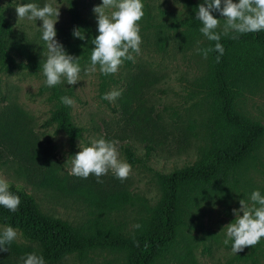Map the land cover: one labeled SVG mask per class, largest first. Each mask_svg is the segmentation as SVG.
Instances as JSON below:
<instances>
[{
  "label": "rangeland",
  "instance_id": "rangeland-1",
  "mask_svg": "<svg viewBox=\"0 0 264 264\" xmlns=\"http://www.w3.org/2000/svg\"><path fill=\"white\" fill-rule=\"evenodd\" d=\"M37 1L41 7L48 2L60 7L54 27L56 39L66 52L73 40L69 2L75 4L80 25H86L93 38L98 35L93 8L102 0ZM142 2L144 16L138 22L142 43L140 54L133 53L135 62L125 60L117 73L105 76L98 70L86 73L91 61H79V81L68 85L64 79L56 85L62 95L74 101L68 106L69 117L82 130L73 142L57 129L56 123L48 122L57 102L45 84L42 66L0 71V178L30 193L45 214L77 226H89L98 209L89 202L38 187L36 183L45 168H52L69 182L90 184L97 190H125L130 196L128 201L99 218L131 232L161 196L156 173L166 174L191 165L209 146L206 124L210 99L204 87L208 56L197 52L207 49V42L189 35L187 28L178 24L204 0ZM19 3L27 0H0V9L12 26L16 59L43 65L46 47L39 30L42 21L19 19L15 11ZM106 11L110 14L112 9ZM212 14L222 28L224 17L219 12ZM162 39L165 41L160 46ZM143 73L145 78L136 86L138 98L127 106V113L120 108V96L115 101L102 98L110 91H123L127 84L132 86ZM234 108L264 128V80L245 88ZM101 137L119 141V157L131 165L127 179L121 181L111 171L100 177L102 183L94 174L87 179L69 174L71 156L80 151L79 143L90 146ZM124 145L130 148L132 160L124 152ZM146 145L153 150L146 153ZM253 190L264 195V135L239 169L234 184L193 196L173 247L154 264H264V238L237 254L232 252L231 240L224 243L222 228L235 219L232 209L240 207V199L251 204ZM3 226L0 224V228ZM12 243L34 247L21 235ZM20 258L9 247L8 252H0V264H23ZM55 264H126V257L123 252L93 248L70 252Z\"/></svg>",
  "mask_w": 264,
  "mask_h": 264
},
{
  "label": "trees",
  "instance_id": "trees-1",
  "mask_svg": "<svg viewBox=\"0 0 264 264\" xmlns=\"http://www.w3.org/2000/svg\"><path fill=\"white\" fill-rule=\"evenodd\" d=\"M36 3L37 0H27ZM72 26L81 29L85 39L71 35L73 40L67 45V54L79 57V61L90 60L94 47L86 25H80V16L75 4L69 2ZM195 8L178 24L187 28V33L195 38L204 39L207 48L215 47V41H209L200 31L202 26L196 19ZM182 30L183 35H186ZM218 32L222 28L217 29ZM232 35H239L232 39ZM165 39L161 40L160 46ZM220 43L225 51L217 63L219 53L208 54V65L204 76L205 94L210 99V116L206 124L209 146L200 158L184 168L169 173H156L161 186L158 201L145 211L139 221L140 228L124 232L122 228L104 222L99 216L119 208L130 198L125 190L109 188L97 190L90 184L69 182L60 177L50 167L45 168L37 181V186L59 192L89 202L97 211L96 218L89 226H77L67 220L42 212L33 196L21 187L10 184V191L20 197L16 212L0 206V224L16 228L22 238L34 244V247L21 246L15 243L7 245L17 256L36 252L42 255L45 264H55L70 252L82 253L93 248L123 252L126 264H154L166 255L173 247L179 228L185 224L186 210L198 192L213 191L235 183L241 166L259 147L264 135L263 126L256 121L238 113L234 103L241 92L255 82L264 80V30L246 34L229 33L221 36ZM16 44L13 41V30L8 18L0 9V71L6 69H37L42 66L37 62H22L16 59ZM143 73L133 85L127 84L119 97V105L124 113L127 106L136 100L137 84L145 78ZM52 97L57 102L48 122L56 123L58 130L63 131L70 142L82 130L75 126L69 117L68 106L61 103L64 96L59 89L50 87ZM146 153L153 147L146 145ZM123 150L132 160L130 148ZM137 242L138 245L137 246ZM250 264H257L252 261Z\"/></svg>",
  "mask_w": 264,
  "mask_h": 264
},
{
  "label": "clouds",
  "instance_id": "clouds-1",
  "mask_svg": "<svg viewBox=\"0 0 264 264\" xmlns=\"http://www.w3.org/2000/svg\"><path fill=\"white\" fill-rule=\"evenodd\" d=\"M59 8L54 7L51 2L42 7L36 3H19L15 7L19 19L42 21L39 30L46 47L42 74L48 87L61 84L64 79L68 85H75L79 81L81 71L79 57L67 54L63 45L56 39L54 26L60 15ZM108 9H112L110 14L106 11ZM143 9L142 0H102L101 5L93 8L98 35L92 39L94 47L90 54V66L85 69L86 73H95L98 70L100 74L107 76L117 73L125 60L135 62L133 53L139 55L141 51L142 38L138 22L144 16ZM214 11L224 17L221 32L217 31L220 28V20L213 16ZM196 19L202 25L199 31L209 41L216 42L214 49H197V52H202L207 58L209 52L215 51L219 53L216 57L219 63L225 51L220 43L222 35L264 30V0H204L198 6ZM73 36L85 39L84 32L79 28H74ZM231 38L238 39L239 35H232ZM121 94L120 90H113L102 98L115 101ZM60 99L61 103L67 106L74 104L70 97L62 96ZM118 144L119 141L107 140L104 137L93 140L90 146L79 143L80 151L71 156L69 174L85 179L94 174L97 182L102 183L100 177L111 171L117 179H127L131 165L119 157ZM249 199L251 204L244 199L239 200L240 207L232 209L235 219L222 228L226 235L224 243L228 244L231 240L232 252L235 254L244 251L246 247H254L264 238V195H261L259 190H253ZM20 203V197L10 191L9 182L0 178V206L16 212ZM134 227L140 228L141 225ZM18 235L22 234L11 226L0 228V252H8L7 245L16 240ZM20 259L23 264H45L44 257L36 252L26 253Z\"/></svg>",
  "mask_w": 264,
  "mask_h": 264
}]
</instances>
